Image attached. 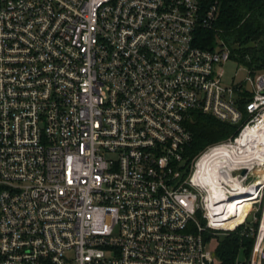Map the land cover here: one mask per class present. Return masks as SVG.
Masks as SVG:
<instances>
[{"label":"built area","instance_id":"obj_1","mask_svg":"<svg viewBox=\"0 0 264 264\" xmlns=\"http://www.w3.org/2000/svg\"><path fill=\"white\" fill-rule=\"evenodd\" d=\"M217 7L0 0V264H214V231L253 234L258 200L232 227L220 211L257 177L237 161L253 128L264 168V71L222 83L230 49L194 42ZM192 112L235 132L186 156Z\"/></svg>","mask_w":264,"mask_h":264},{"label":"trees","instance_id":"obj_2","mask_svg":"<svg viewBox=\"0 0 264 264\" xmlns=\"http://www.w3.org/2000/svg\"><path fill=\"white\" fill-rule=\"evenodd\" d=\"M217 3V13L210 26L195 29V44L206 49L217 43L224 44L230 49V56L245 66L248 72H260L264 69V0H217ZM185 125L191 131L190 143L184 149L186 156L226 138L236 128V125L201 112H192ZM259 214L258 210L257 217ZM257 223L256 220L252 224L251 235L235 229L218 239L213 248L217 259L214 264H246L255 240Z\"/></svg>","mask_w":264,"mask_h":264},{"label":"bare ground","instance_id":"obj_3","mask_svg":"<svg viewBox=\"0 0 264 264\" xmlns=\"http://www.w3.org/2000/svg\"><path fill=\"white\" fill-rule=\"evenodd\" d=\"M250 133L254 138L250 144L254 146L250 147L247 145V148L246 146L242 147L241 153L237 156V161H239L241 167L244 168V170L250 169L251 172H253V170L255 169L258 170L257 172L259 176L257 175L256 179L259 177L264 179V168L259 165L253 164L251 166L252 158L259 156V153L256 150L260 148L262 135L260 134L259 130L255 128L251 129ZM228 155H230V153L225 152V156L221 155V158L225 159ZM221 158L219 160H221ZM217 159L218 158L216 156L207 158L202 168V182L210 192L212 203L215 201H220L222 197V187L220 185V183L222 182L219 181L218 183V181L216 180L217 174L221 171L228 172V169H226L227 167H224V169L217 168V164L215 165ZM226 163L227 165H230L228 162ZM242 189V192L234 195L233 198L228 200V204H226V202L222 203V210L220 211V222L222 223V225L224 223L225 225H228V227H232L234 224L240 221L243 218V215L246 214L244 207L253 203V200H255V198L257 197V195L255 196L256 193L252 187L247 188L243 185ZM262 229L263 228H261V230L259 231L260 234L257 239V245L263 237Z\"/></svg>","mask_w":264,"mask_h":264},{"label":"rangeland","instance_id":"obj_4","mask_svg":"<svg viewBox=\"0 0 264 264\" xmlns=\"http://www.w3.org/2000/svg\"><path fill=\"white\" fill-rule=\"evenodd\" d=\"M221 68H222V83L224 85H230L232 84L233 81L235 80H239L241 78H243L245 76V69L244 66L242 64H240L234 57L230 56L227 60H225L224 62L221 63ZM264 71L261 70L260 72ZM258 170H253V173H255L256 175L259 176ZM253 178V177H252ZM252 178H248L247 180H245V187L249 188L252 187L255 190V196L257 195V197L255 198L256 200L259 201V203H256L255 205H253V208L251 210V212L247 215L248 219L247 221H251L253 222V216H255L258 221L257 226L263 225V229H262V240L260 241V243H258L257 245V240H254V243L252 245V249H251V253L246 261V264H256L255 262L258 260L259 257V251H260V245L261 242L264 239V179L259 177V178H255L254 182L252 183V185L250 186H246L248 185L251 181ZM261 183V184H260ZM252 203L245 208V212L247 213V211L249 210V208L251 207ZM260 211L259 216L257 217L256 212ZM227 231H214L213 234H211V239L209 238V242H208V246L211 248H214V246L216 245L218 239H220L221 237H223L224 234H226ZM260 234V233H259ZM259 248V249H257Z\"/></svg>","mask_w":264,"mask_h":264},{"label":"water","instance_id":"obj_5","mask_svg":"<svg viewBox=\"0 0 264 264\" xmlns=\"http://www.w3.org/2000/svg\"><path fill=\"white\" fill-rule=\"evenodd\" d=\"M240 171L243 174L246 172L244 170V168H242ZM257 263L258 264H264V239H263V241L261 242V245H260L259 257H258Z\"/></svg>","mask_w":264,"mask_h":264},{"label":"flooded vegetation","instance_id":"obj_6","mask_svg":"<svg viewBox=\"0 0 264 264\" xmlns=\"http://www.w3.org/2000/svg\"><path fill=\"white\" fill-rule=\"evenodd\" d=\"M241 174L243 175V173L241 172Z\"/></svg>","mask_w":264,"mask_h":264}]
</instances>
